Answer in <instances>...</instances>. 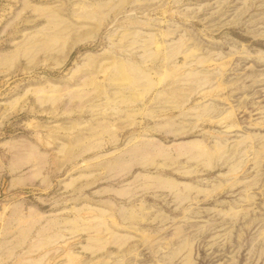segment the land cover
Segmentation results:
<instances>
[{
  "label": "rangeland",
  "instance_id": "rangeland-1",
  "mask_svg": "<svg viewBox=\"0 0 264 264\" xmlns=\"http://www.w3.org/2000/svg\"><path fill=\"white\" fill-rule=\"evenodd\" d=\"M0 264H264V0H0Z\"/></svg>",
  "mask_w": 264,
  "mask_h": 264
}]
</instances>
